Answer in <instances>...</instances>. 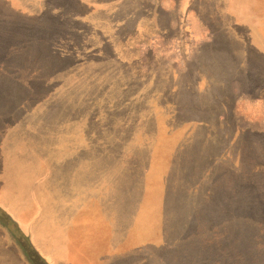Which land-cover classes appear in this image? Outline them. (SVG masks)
Returning a JSON list of instances; mask_svg holds the SVG:
<instances>
[{"label":"rangeland","instance_id":"1","mask_svg":"<svg viewBox=\"0 0 264 264\" xmlns=\"http://www.w3.org/2000/svg\"><path fill=\"white\" fill-rule=\"evenodd\" d=\"M60 5L64 6L62 2ZM64 9H68L71 12L75 10L69 4ZM119 9L117 10L118 13L113 15L101 13L100 15L93 16L94 20H91L88 26H80L83 28L80 32H69L68 38H65L66 36H59L58 38V35L55 34L49 36L48 40L55 41L56 43L53 46L57 53L50 56L48 52H45L42 55L43 57L39 56L35 60L37 48L29 42L37 36L36 30H31L25 26L14 28V35L16 37L13 39V44L21 40L25 41V44H28L25 45L26 48L22 43L17 44L22 46L25 51L23 55L11 56L13 72L16 68L20 67L25 74L24 77L30 76V64L33 61H38L37 65L34 62V67L40 69V73L36 74L41 80H38L39 85L34 81L35 90L30 93L28 100L23 97L22 102L24 103L21 106L22 108L20 109L17 105L19 110L17 111L16 118L13 117V121L10 123L12 125L6 128L7 130L9 128L11 137V148L10 151L8 150L10 154L7 157L10 163L16 160L15 166L17 168L9 170L6 168V170L1 171L0 185L3 180L4 182H9L10 171H12V174L19 172L20 177H22L21 172H23L24 177L28 176L23 170L26 164V156H28V161L31 160V157H35L31 152L34 150L36 133L42 135L52 133L51 128L45 125L49 124L52 126V123L49 121L55 120L57 121L55 124L59 128L62 129L66 126V129L68 126V131L72 130V133L76 135L75 143L73 138L69 139L71 149L76 147L77 151L86 150L92 152L94 172L97 174L99 168L106 165L111 166L112 158H118L119 163L122 158L124 159L125 191L130 190L131 194V207L127 208L125 206L126 203L123 204L125 212V247H133L137 244L141 245L145 240H151V245H161L162 236L158 232V222L161 220V214L158 210L159 205L152 194H148L147 198L141 199L143 190L142 180L152 159L155 161V165L162 167L161 169H153L152 171L156 172L158 176L162 170L164 171L167 168L169 161H171V158L173 160L175 155V165L172 166L170 164L169 171L171 172L168 173L171 174L174 171L181 156L180 153L177 156V151L186 140V128L169 129V121L158 106H161L165 99L175 100L176 96L173 93L170 95L166 94L170 82L165 77L151 75L152 70L157 65V71L161 72L162 68L164 70H167V68L171 69L174 66V62L183 65L185 61L191 73L190 77L188 73V78H181V81L195 83L197 72H230L229 64H227L228 55L225 52L212 53L210 50L196 52V49L193 50L191 47L188 48L190 53L185 55L181 54V50L186 51L187 49H178L172 46L170 50L168 48L163 49L166 53L161 51L162 48L158 52H153L156 59L160 58L158 60L161 62L159 65L154 61L156 59L152 58L150 51L144 49L141 55H144L146 60L144 69L148 70V73H138L139 75L134 73V70L138 69V64L134 65V63H130L123 65L109 61L106 62L105 59H98L101 56L94 54L96 45H99L103 37L113 36L114 30L111 29V26H113L114 22L121 20L123 22L121 26L127 28V26H132L134 22L142 20L145 26H150L147 15L150 6L144 3H134L133 0H127L125 7ZM69 18L78 20L77 15H70ZM159 19L161 25L166 24L167 18L165 15H161ZM121 26L119 29H121ZM229 30L235 37L239 36L234 28L229 27ZM258 32L260 33L262 30L260 29ZM20 34H22V39H20ZM44 34L46 35V33ZM242 34L235 43H238L242 52L250 54L252 50L251 45L248 38L244 36V33ZM175 35H177V32L172 30L166 32L161 38L167 41ZM181 37L186 38L184 32ZM61 38L69 39L72 45L64 48L63 46L66 45L59 42ZM91 46L94 47L93 50H91ZM40 47L41 45L38 48L40 49ZM100 49H102L103 56L106 55L110 58L113 55L111 54L110 47L106 45L100 47ZM89 51L91 52L89 53ZM236 51L240 53L238 49ZM180 55H183L186 59L183 60ZM160 67L162 68L160 69ZM32 77L34 78V76ZM42 79L44 85H42ZM210 87H214L216 93L220 89V86L216 85ZM221 90L226 92L227 88H221ZM210 91L213 92V90ZM201 95L206 99L210 98L209 93H202ZM177 99L183 103L188 101V99L180 94H178ZM69 118L75 121L68 123L70 121L68 120ZM236 122L241 123V125L238 124L240 126L238 127L243 130L252 129V131L259 132V129H261L246 126L245 122L237 118ZM39 150H41L40 145L37 146V151ZM17 152H19V157L15 159L13 155ZM164 156L167 157L166 160H163ZM176 157L179 158L176 159ZM0 167H3V163ZM246 169L243 168V171H246ZM2 175L4 179H2ZM243 176L249 182L246 184L250 192V188L252 189L254 186L253 175H250L249 169H247L246 175L241 173L237 181L241 180ZM156 186V184H153L150 193L156 190ZM10 187L8 185V189L11 192ZM104 188L105 193L114 194L113 199L115 200L116 190L113 192L110 187ZM11 193L14 194L13 191ZM24 195V189L19 187L17 198H12L13 200L10 201L20 202L24 199ZM249 198V200H252V203L253 201L259 202L255 205V210H262V207H259V204L264 203L262 195L257 193L256 197L250 195ZM140 200L142 201L140 202ZM27 208L25 200L22 201V205L18 204V209L21 210V213L26 212ZM121 209L119 189V215ZM131 213L134 215L132 216ZM257 214L258 216L255 219L257 228L253 226V223L251 224L253 227L248 226V222L246 224L247 228L249 227L250 236L254 235L251 237V241L255 237L264 240V216L259 217L262 214L261 211L260 213L257 211ZM247 218L245 217V219ZM248 220L250 219L248 218ZM260 229H262L261 232L259 231ZM237 232L240 234L241 231L237 230ZM253 250L250 253L248 252V256L245 255L247 259L246 263L243 261V253H241L239 258L236 259L235 256H232V259L229 260L225 255L222 257H210L206 252H198L199 259L203 260L204 258L205 260L204 262L200 261L198 264H264V248L259 247L254 252ZM232 252L230 250L227 254H232ZM195 261L196 259L194 258L193 264ZM0 262L2 264H48L44 256L37 251L31 241L30 235L20 229L15 219L1 205Z\"/></svg>","mask_w":264,"mask_h":264},{"label":"crops","instance_id":"2","mask_svg":"<svg viewBox=\"0 0 264 264\" xmlns=\"http://www.w3.org/2000/svg\"><path fill=\"white\" fill-rule=\"evenodd\" d=\"M120 1L0 0V26H44L39 20L46 14L77 15L89 21L99 13L113 14V7L120 4ZM61 2L64 7L69 4L75 10L71 12L64 9L60 5ZM133 2L150 6L147 14L150 26H145L142 20L127 26L137 40L138 52H143L144 49H153L154 52L160 51L161 48V51L164 48L170 50L173 46L187 49L181 50V54L187 55L190 53L188 49L190 47L197 51L203 45L214 44L216 37L205 25V21L215 16L217 19L219 16L228 18V22L224 24L217 22V32L221 33L219 39L225 44L234 48V43L244 33L251 45V53H237L234 48L233 54L228 55L227 64L230 72H214L211 77L219 81L216 84V86L220 84L218 93L229 92L233 95L228 107L234 109L235 115L239 116L246 126L264 129V0H133ZM161 15L167 18L165 25H161L159 19ZM229 27L234 28L239 36L235 37ZM260 29L262 32L259 33ZM172 30L177 32L172 39L165 41L161 38ZM183 32L186 38L181 37ZM163 52L166 53L165 50ZM180 56L183 60L186 59L183 55ZM221 88H227L226 92ZM212 89L216 94L215 88ZM206 92L204 87L199 89L200 95ZM204 103L208 104V101ZM215 121L212 120L210 123ZM56 122L53 121L52 133L37 134L41 150L36 151V157H31L30 161L26 156L23 171L28 176L24 177L21 172L20 177L19 172L12 174L10 171L9 182L3 180L0 185V205L15 219L20 229L30 235L37 251L44 256L48 264H126L125 259L129 255L134 253L148 255L147 252L154 248L142 245L125 247L124 162L121 160L119 167V160L116 158V163L111 161V166L106 165L97 169V174L94 172L92 152L77 151L76 147L71 149L69 139L73 138L74 141L76 135L72 130L68 131V126L66 129V126L59 128ZM0 126L5 127L3 124ZM10 139V133H6V130L0 132V166L3 163L4 167H0V172L6 168L8 170L17 168L16 160L10 163L7 157L10 154L8 153L11 148ZM46 139L53 141V149L47 152L43 144ZM19 152L13 155L15 159L19 157ZM172 161L171 158L167 168L157 176L156 172H152L153 169L162 167L155 165L152 159L143 177L142 199L150 194L151 185L156 184V190L151 194L158 202L160 214L166 189V176ZM8 185L14 194L9 191ZM19 187L25 191L24 199L20 202L10 201L17 198ZM104 187H110L113 192L116 190L115 200L113 197L111 200L104 197ZM119 189L122 205L120 215ZM23 200L26 201L28 208L26 212L21 213L18 204L22 205Z\"/></svg>","mask_w":264,"mask_h":264},{"label":"trees","instance_id":"3","mask_svg":"<svg viewBox=\"0 0 264 264\" xmlns=\"http://www.w3.org/2000/svg\"><path fill=\"white\" fill-rule=\"evenodd\" d=\"M120 2V4L113 7V14L118 13L117 10H120L119 8L125 7L127 0H121ZM69 16L46 14L43 19L39 20L44 26H25L37 32V36L29 42L37 48L34 60L39 58V56L41 57L45 52H48L50 56L57 53L53 46L56 43L48 40L49 36L55 34L58 35V38L59 36L68 38L69 32H80L83 29L80 26H88V23L91 22V20H84L79 16H77L78 20H73ZM217 22L224 24V22H228V18L226 16L220 18L219 16V19H217L215 16L211 20L205 21V25L211 30L216 40L214 44L203 45L196 52L210 50L212 53L225 52L227 55H232L235 48V50L238 49L242 53L238 43H234L236 45L233 48L232 45H227L222 39H219L221 33L217 32ZM122 23L121 20L114 22L113 26H111V29L114 30L113 36L103 37L99 45H96L94 54L101 56L98 59H105L106 62L123 65L138 64V69L134 70L136 75H139L138 73H148V70L144 69L146 60L144 55H141L144 51L138 52L137 40L134 39L131 31L125 27L119 29L120 27L118 26H121ZM16 27L19 28L20 26H0V124L5 125V127L0 126V132L2 133L3 130H6L8 134L10 131L9 128L8 130L6 128L12 125L10 123H12L13 117L16 118L19 107L20 109L22 108L23 97L28 100L30 93L35 90L34 81L38 83V80H41L36 74L40 73V69L34 67V62L37 65L38 61H33L30 64V76L24 77L25 74L20 67L16 68V72L12 70L11 56L23 55L25 51L22 46L17 44L22 43L24 44L23 46L28 44H25V41L23 42L22 40L13 44V39L16 37L14 28ZM21 37L22 34H20V39H22ZM59 42L66 45L63 46L64 48L72 45L69 39L61 38ZM39 45H41L40 49L38 48ZM105 45L110 47L111 54H113L110 58L106 55L103 56L102 49H100V47ZM90 48L93 50L94 47L91 46ZM148 50L152 58L156 59L153 49ZM126 54H128L127 57H125ZM126 58L131 59L124 60ZM158 60L160 58L154 61L158 64L161 63ZM183 63L181 65L178 62H174V66L171 69L167 68V70L160 67V69L162 68L161 72L157 71L156 65L151 74L165 77L170 82L166 94L170 95L173 93L176 96L175 100L165 99L163 104L158 106L169 121V129L186 128V140L177 151V156L179 153L181 154L180 160L174 171L171 174H169L171 172L169 171L166 176L161 220L160 223L158 222L162 244L151 245V240H145L141 245L154 248V250L148 251V255H139L137 253L129 255L126 257L125 262L126 264L133 262L146 264L162 262L168 264H193L192 261L195 258V263L198 264L200 261H205L204 258L203 260L199 259V253L206 252L210 257H222L225 255L229 260L232 259V256H235L236 259L239 258L241 253H243V261L246 263L245 255L248 256V252L250 253V251L259 247L264 248V240L262 238L255 237L251 241V237L254 235L250 236L249 227L247 228L246 226L248 222V226L257 228L255 222L258 216L257 211L259 213L260 211L262 212L259 217L264 216V203L259 204L262 210H255V205L259 202L253 201L252 203V200H249L250 195L256 197L257 193L264 198V129L255 132L239 128L241 123H237L236 118L238 120H241V118L235 115L233 108L230 109L228 107L233 95L229 92L224 94L217 91L214 94V91H210L213 90V87L210 86L219 82L216 78L211 77L214 72H197L195 83L182 82L181 78H188V73L189 77L191 73L187 62L184 61ZM42 83L44 85L43 79ZM203 87L208 89L206 92L210 95L208 100L199 94V89H203ZM178 94L184 96L188 101L185 103L180 102L177 99ZM206 101H208V104L204 103ZM210 102L214 103L210 104ZM212 120H216V123H210ZM74 121V119L70 120V122ZM49 122L53 126V121L50 120ZM45 126L50 127L52 131L54 129L49 124ZM35 140L34 150L31 154L36 157L37 136H35ZM43 144L45 152L53 149V141L51 139L44 140ZM166 158L164 156L163 160H166ZM121 160L124 162L123 158ZM112 161L116 163V158H112ZM120 164L121 162L119 167ZM171 165H175V155ZM246 167L254 179V184L252 183L254 186L252 189L250 188V192L246 184L249 182L245 180V176L237 181L241 173L246 175ZM243 168L246 171H243ZM103 194L108 199L114 196L113 193L103 192ZM130 201V190L126 192L124 188L123 204L126 203L125 206L127 208L131 207ZM245 217L250 220L248 218L245 219ZM251 217L255 218L252 219ZM252 223L253 226L251 225ZM237 230L241 231L240 234ZM259 231L261 232L262 229ZM230 250L233 251L232 254H227Z\"/></svg>","mask_w":264,"mask_h":264}]
</instances>
